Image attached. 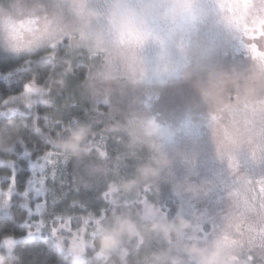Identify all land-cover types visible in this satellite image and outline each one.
Returning a JSON list of instances; mask_svg holds the SVG:
<instances>
[{
    "label": "rangeland",
    "instance_id": "obj_1",
    "mask_svg": "<svg viewBox=\"0 0 264 264\" xmlns=\"http://www.w3.org/2000/svg\"><path fill=\"white\" fill-rule=\"evenodd\" d=\"M78 2L102 11L109 0H0V49L33 51L49 25L66 35L48 47L67 39L72 51L84 49L87 90L108 105L99 110L107 132L121 145V156L134 162L131 172L109 183L99 214L90 213L91 222L68 238L71 255L95 247L106 211L111 216L131 212L138 223L172 220L179 213L189 222L183 233L125 238L104 264H161L162 259L171 264L172 258L193 264L184 246H203L217 237L223 238L232 264H264V56L253 53L256 37L244 38L241 29L264 18V0H199L204 16L194 27H164L159 41L128 56L110 45L100 20L94 34L79 39ZM146 116L165 129L164 136L143 134ZM75 121L94 130L89 119ZM91 141L80 159L59 152L73 164L87 165L101 146ZM161 158L167 163L157 179L128 192L115 189L121 180L134 178L139 167ZM106 169L107 162L97 170ZM162 185L175 193L171 207L159 200Z\"/></svg>",
    "mask_w": 264,
    "mask_h": 264
},
{
    "label": "snow or ice",
    "instance_id": "obj_2",
    "mask_svg": "<svg viewBox=\"0 0 264 264\" xmlns=\"http://www.w3.org/2000/svg\"><path fill=\"white\" fill-rule=\"evenodd\" d=\"M60 50V45L0 49V125L24 133L23 146L0 153V264H72L68 238L91 222L90 213L99 214L109 183L131 172L134 164L121 156V145L108 134L101 104L87 90L84 66L63 71L55 59ZM57 77L65 88L53 95L49 84ZM54 106L60 108L61 122L51 126ZM73 118L89 119L97 133L94 140L101 142L87 165L68 161L50 142ZM105 162L106 171H98ZM158 196L168 207L176 199L166 185Z\"/></svg>",
    "mask_w": 264,
    "mask_h": 264
},
{
    "label": "clouds",
    "instance_id": "obj_3",
    "mask_svg": "<svg viewBox=\"0 0 264 264\" xmlns=\"http://www.w3.org/2000/svg\"><path fill=\"white\" fill-rule=\"evenodd\" d=\"M204 5L199 0H160L158 4H137L133 0H109L105 9L97 10L85 7L83 3H76L74 23L77 26L81 41L89 38L97 30L96 22H102V31L112 47L128 56L138 54L143 48L161 39V29L164 27L176 29L185 25H194L202 20ZM64 33L59 28L49 25L47 32L36 38L39 48L62 40ZM254 42L258 50L264 49V35L256 37ZM49 87H54L49 84ZM211 98V93H206ZM145 136H164L165 129L159 126L150 117H145L141 124ZM90 126L77 123L67 130L66 135L59 136L54 141L56 149L69 159H80L86 155ZM13 135L0 127V152H6L13 147ZM167 163L164 159H154L137 169L132 179L121 180L115 186L116 190L130 191L138 183L157 179L162 167ZM189 228V222L179 213L172 220H152L148 223H138L131 212H122L112 215L103 223L98 224L96 231V256L107 259L117 251L125 238L131 239L140 233L159 234L164 238L180 235ZM184 253L191 257L193 264H232V259L226 254L223 238L217 237L206 245L196 243L187 244ZM161 264H168L162 259ZM171 264H184L172 258Z\"/></svg>",
    "mask_w": 264,
    "mask_h": 264
},
{
    "label": "trees",
    "instance_id": "obj_4",
    "mask_svg": "<svg viewBox=\"0 0 264 264\" xmlns=\"http://www.w3.org/2000/svg\"><path fill=\"white\" fill-rule=\"evenodd\" d=\"M263 19L264 18L255 21V23L252 25V27L244 28L245 26L243 23L241 26V29H243L242 31L245 34V35H243L244 38L248 37V39H254V37H260L263 34V27H264V20ZM194 25H185V26L180 27V28H183L181 30H188L189 28L194 27ZM244 38L241 40L242 45H245V42H246L244 40ZM56 45H60L61 50H60V55L57 56L55 59H56L57 63L61 64V69L63 71H65V72L70 71L71 66L73 64H82L84 66L85 73L87 72V67H88L87 62L84 61L82 59V56H81V53L84 52L83 48H78L77 51H72L67 45V39H64L63 42H58V43L53 44L52 46H49V47H55ZM253 49H252V51L255 55L260 54L261 56H264V52L256 49V47H254ZM65 54H67V55L65 56ZM86 75H87V73H86ZM50 84L54 85V87L51 88L53 90V95H55L56 93H58L59 91H61L65 88L64 81L62 79H60L59 77L52 79L50 81ZM42 97H43L42 100L45 103L49 102V97L46 94L43 93ZM98 102H100V104H101V107L99 110H104L105 109V107H103L104 102H101L100 100ZM104 105H106V104H104ZM62 107H63V102H61V105H60V108H62ZM60 108L54 106L53 108H51L49 110V124L51 126H55V124L61 122ZM77 123H82V121L76 122L75 118H73L72 123L62 124L61 128L57 130L56 134L50 137V142L54 145V141L59 136L66 135L67 130L69 128L74 127ZM0 127L4 128L8 134L13 135V141H14L13 147L10 148L6 152L12 151L17 144H20L21 146L24 145V139H23L24 133H23L22 129L17 128V127H13L11 125H8V126L0 125ZM91 131H93V132L90 133L88 140L92 139V141H96V140H94V137H96L97 133L94 134L95 131L94 130H91ZM0 153H4V152H0ZM105 216L107 219L110 218L111 217L110 212L106 211ZM94 245H95V247L85 248V251L78 257H74L71 255L72 264H104L105 263L104 258H102V257L98 258L96 256V240L94 241Z\"/></svg>",
    "mask_w": 264,
    "mask_h": 264
}]
</instances>
